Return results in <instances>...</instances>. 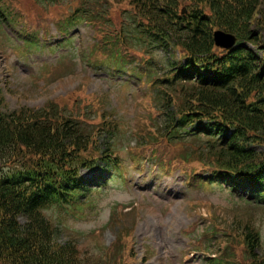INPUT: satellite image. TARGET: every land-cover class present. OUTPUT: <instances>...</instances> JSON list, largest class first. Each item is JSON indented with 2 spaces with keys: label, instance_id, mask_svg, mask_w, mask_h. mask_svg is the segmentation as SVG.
I'll list each match as a JSON object with an SVG mask.
<instances>
[{
  "label": "trees",
  "instance_id": "obj_1",
  "mask_svg": "<svg viewBox=\"0 0 264 264\" xmlns=\"http://www.w3.org/2000/svg\"><path fill=\"white\" fill-rule=\"evenodd\" d=\"M176 1L132 0L136 16L147 20L131 21L139 33L134 36L137 42L145 44L141 36L152 24L165 43L182 47L188 58L186 65L172 70L169 65L163 77L153 80L159 86L154 100L161 131L154 136L181 140L183 122H214V134L205 141L196 139L200 146L195 157L234 179L250 181L256 194H264V56L257 52L264 53V0H195L211 14L191 10L185 19L177 16ZM213 27L236 34L245 45L228 52L215 49ZM193 70L194 82L176 83ZM92 128L67 118L53 103L10 111L0 90V264L122 263L116 248L93 256L81 251L74 239L60 240L59 225L42 213L52 201L80 207L79 198L88 195L79 190L81 184L73 187L71 179L79 169L109 157L110 150V145L102 150L93 142L103 125ZM229 130L231 136L220 140L219 135ZM91 144L97 157L88 152ZM235 226L231 239L240 237L246 254L243 264H264L252 224ZM219 249L223 253L219 256L218 250L211 264H235L228 246Z\"/></svg>",
  "mask_w": 264,
  "mask_h": 264
},
{
  "label": "rangeland",
  "instance_id": "obj_2",
  "mask_svg": "<svg viewBox=\"0 0 264 264\" xmlns=\"http://www.w3.org/2000/svg\"><path fill=\"white\" fill-rule=\"evenodd\" d=\"M0 1L8 3L9 9L19 13L21 22L33 27L39 23L44 25L45 16L57 18L67 13L70 5L74 7L76 4L75 0L59 6L41 5L34 0ZM105 2L110 6L117 5L112 0ZM107 5L104 4L103 9ZM102 12L103 24L99 23L98 27L104 31L117 29L122 33L121 27L125 25H119L123 21L117 19V13L114 11L109 17ZM75 30L77 35L71 39L69 48H52L51 52L43 48L48 34L43 35L41 30L28 34L24 25L13 19H9L5 28L0 30L8 38L2 41L0 36V87L7 109L41 108L49 102H56L61 110L77 109L76 114L85 123L100 124V115L109 121H116L112 145L114 153L124 161L121 169L116 170V177L79 210L82 217L62 207L46 210L49 219L62 223L59 227L60 240L74 239L81 251L93 256H97L101 250L112 252V248H116L121 264H206L203 258L206 251H193L192 248L206 246L209 253H214V239L206 232L211 228L217 247L228 246L235 264L246 263L240 237L231 239V236L237 232L235 225L243 226L249 221L264 245V205L249 204L217 183L199 181L191 184L178 171L170 177L156 175L153 171L148 179H141L135 174L128 153L131 146L138 135L147 136L148 142H153V133L160 129L152 97L136 99L142 91L135 78L131 81L134 87L125 88L118 77L89 65L85 54L80 56L79 46L84 47L93 41L90 26L80 24ZM51 33L53 38L49 45L54 46L61 38L54 28ZM17 47L28 51L38 50L24 56ZM62 52H68L70 60L67 70L58 72V68L52 64ZM90 59L99 62L104 57L96 52L94 59ZM58 77L64 79L56 81ZM78 93L92 97L86 98ZM195 147L196 142L190 140L176 142L171 147L161 146L159 151L172 162L181 163L186 161L185 157ZM192 165L200 168L198 163L193 162ZM93 174V171H83L86 177ZM86 185L92 187V184ZM132 205L137 207L135 211L126 216L121 214ZM114 211L120 218L111 223L110 217ZM132 225L135 227L131 228ZM204 257L208 259L207 255Z\"/></svg>",
  "mask_w": 264,
  "mask_h": 264
},
{
  "label": "water",
  "instance_id": "obj_3",
  "mask_svg": "<svg viewBox=\"0 0 264 264\" xmlns=\"http://www.w3.org/2000/svg\"><path fill=\"white\" fill-rule=\"evenodd\" d=\"M216 36H222L221 34H216ZM230 41V38L228 36H225V38L223 37H219V39H217V43L221 46H224V47H229L232 43L229 42Z\"/></svg>",
  "mask_w": 264,
  "mask_h": 264
}]
</instances>
